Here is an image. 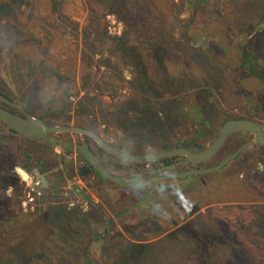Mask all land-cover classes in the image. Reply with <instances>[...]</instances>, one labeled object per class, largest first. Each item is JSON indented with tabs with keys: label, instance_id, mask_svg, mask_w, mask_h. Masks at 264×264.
Masks as SVG:
<instances>
[{
	"label": "rangeland",
	"instance_id": "374dc122",
	"mask_svg": "<svg viewBox=\"0 0 264 264\" xmlns=\"http://www.w3.org/2000/svg\"><path fill=\"white\" fill-rule=\"evenodd\" d=\"M250 1L264 4L174 0L180 16L158 39L166 48V87L156 83L161 97L147 95L160 120L148 126L133 118L132 99L143 95L136 68L112 52L115 38L136 40L128 16L105 13L93 0H0V93L37 112L50 110L69 123L92 125L107 142L132 153L190 141L200 129L191 106L202 105L209 133L202 132L197 143L206 148L226 117L264 122V79L257 83L249 77L242 83L241 89L251 91L250 99L229 69L230 45L238 39L231 36L252 17L255 3ZM16 54L22 57L20 70ZM179 107L185 113L176 111ZM0 128V177L9 173L16 179L0 188V195L32 218L31 198L39 199L29 193V183L15 166L23 161V148L44 143L10 133L1 123ZM252 138L246 131L232 134L210 162L216 165ZM103 153L110 172L123 180L135 182L130 178L144 169L103 150L101 157ZM181 164L159 175L189 167ZM102 176L75 178L88 200L77 196L74 208L68 209L69 200L43 202L53 225L69 229L24 243L29 254L39 252L35 264H207L200 243L207 234L218 237L213 264H230L236 256L249 264L264 263V145H251L224 167L204 174V180L198 174L172 178L153 182L147 192ZM135 245L146 248L138 253ZM4 258L16 262L11 255Z\"/></svg>",
	"mask_w": 264,
	"mask_h": 264
},
{
	"label": "trees",
	"instance_id": "16d2710c",
	"mask_svg": "<svg viewBox=\"0 0 264 264\" xmlns=\"http://www.w3.org/2000/svg\"><path fill=\"white\" fill-rule=\"evenodd\" d=\"M93 1H96L97 5H99L105 13L116 12L119 16H128L130 19L129 27L134 33L136 40L130 42L128 37H117L115 38V45L112 52L120 60L128 62L131 66L136 68V72H134L136 76L138 75L139 83L143 88V95L139 98L132 99L136 107V115H134L133 118L137 119L141 124H148L149 126L151 123L155 125V120H160V117L151 99L147 97V95L152 94V96L161 97L160 93H158V88H156V83H159L164 88L166 87L164 82L165 77L162 76V68L164 67V60L166 59V48L159 42L161 40L158 41V39L163 37L168 31L167 28L171 25V19L175 21L178 16H180L181 11L178 8L180 4L174 2V0ZM252 2L254 1H250L249 3ZM254 3V6H251L253 10L252 17L249 18L246 25L241 27L240 31L235 33L233 37L231 36V38L237 37L238 39L234 44L230 45L232 61H229L231 64L229 69L232 71L234 70L237 81L236 84L240 87L242 93L250 99L253 97L251 91L248 92V90L244 88L241 89L242 83L249 77H251L252 80H256L257 83L260 82L261 78L264 79V4L260 6L256 1ZM140 44H143L146 48H140ZM20 59L15 58L16 61L21 62ZM191 107V113L195 114L198 116V119H200L198 121L200 129L196 131L197 133L190 141L177 143L175 146L164 145L163 150L179 146L196 147L198 140L202 137V132L205 131L206 135L209 133L207 125L209 123L202 120L207 119L203 112L202 105L192 104ZM169 108L171 107L169 106ZM176 111L185 113L180 107L176 109ZM229 119L232 118L226 117L222 124ZM158 120L157 122H159ZM134 124L132 123L131 125L133 126ZM118 148L123 149L121 146H118ZM181 163L191 164L185 157L179 156L150 163H138L144 169H142L139 177L130 179L135 182L146 181L152 176L170 171L175 164L183 165ZM147 165L152 166V168H146ZM205 165L210 167L213 166L210 161ZM97 173L102 176L101 173ZM14 180H16L14 176L10 177L9 173H6L4 177H0V188H4L9 185V183L16 184ZM29 216L30 215L23 213L17 207L15 201L0 195V264H12V260H10L12 257L9 258V260L4 258L8 257V255L9 257L10 255L14 256L16 261L15 264H35V261L40 257L38 254L39 252L37 253V250H31L29 254L28 247L24 246V243H28V241H30V243H37L43 236L60 234V231L62 233V231L69 229L67 225L62 229L55 227L46 214H36L32 218H29ZM221 227L225 229V226ZM224 232L231 234L228 230H224ZM242 233L249 235L247 231ZM233 234L235 233H232V235ZM217 238L216 235L207 234L204 239H201L202 241L200 240L202 245V260L206 258L207 264H213V259L217 256ZM232 240H237V237H232ZM45 241L46 239H44V242ZM135 246L137 247L135 252L138 253H142L146 248V245ZM230 264L249 263L241 259L240 256H236L232 258Z\"/></svg>",
	"mask_w": 264,
	"mask_h": 264
},
{
	"label": "flooded vegetation",
	"instance_id": "af4514ba",
	"mask_svg": "<svg viewBox=\"0 0 264 264\" xmlns=\"http://www.w3.org/2000/svg\"><path fill=\"white\" fill-rule=\"evenodd\" d=\"M17 58H20L19 54H16V59ZM15 62L18 64V68L20 70L21 65L23 64L19 61ZM18 87H22V85H19ZM0 106L24 117L25 119L28 118L25 113L27 112L31 114L34 119H38L48 124L80 126L99 134L92 125L83 123L76 125L69 123L68 119H62L61 116L59 117L58 114H54L50 110L46 112H37L35 108H32V106L25 103V101L19 98L17 99L16 97L5 95L3 93H0ZM0 123L5 125L10 133L27 139L39 140L44 143V145L41 147L36 146L34 148H30V146H28L23 148L21 153L23 155V161L20 165H17L21 166L30 175L29 179L24 180L25 182L29 183V193L32 192L35 197L39 199V201L36 202L35 198H31V201L34 204L32 207L34 208L28 210H30V214L32 216L37 214L36 210L38 207V213L40 212V215L46 214L43 202L56 201L59 203L60 201L65 202L66 200H69L68 209H71L75 207V203L72 201L75 200L77 196L81 195L84 197V199L88 200L86 193H83L82 187L79 186L75 180L77 176L85 179L98 172L93 164L88 160V158L79 153L85 142L88 153L95 160H97L104 167V169H108L107 164L109 162L106 159V153H103L102 157L100 156L103 149L95 141V139L89 135H82L76 132H60L47 134L44 137H28L8 126L2 120H0ZM99 135L101 136V134ZM2 140L3 139L0 138V142H3ZM201 148H197V150ZM206 163L189 164V167L183 170L185 171L192 168L210 167L206 166ZM17 166H15V170ZM187 166L188 165L186 164L184 167ZM36 169H38L39 172L44 175L46 183L42 178H38V175L35 171ZM16 173H18L17 170ZM206 173L207 172L197 174L202 175L201 180H204L203 175ZM18 174L20 175V173ZM9 176L11 177L12 175ZM67 183H69V186H67ZM87 186L88 188H91L92 184L88 183ZM147 188L148 187L142 191L147 192ZM122 212H120L118 215H120ZM111 223L112 221L110 220L109 224Z\"/></svg>",
	"mask_w": 264,
	"mask_h": 264
},
{
	"label": "water",
	"instance_id": "95a60500",
	"mask_svg": "<svg viewBox=\"0 0 264 264\" xmlns=\"http://www.w3.org/2000/svg\"><path fill=\"white\" fill-rule=\"evenodd\" d=\"M28 116L27 119L24 117L15 114L6 108L0 106V120H2L5 124L12 127L16 131L28 137H44L47 134L51 133H60V132H76L82 135L86 134L91 136L95 141L100 145V147L120 158L122 160L133 162V163H150L158 160L173 158V157H185L191 164H202L211 161L214 157H216L219 151L223 148V145L227 142L228 138L237 132L246 131L253 135V138L239 147L237 150L229 154L227 157L222 159L216 165H213L208 168H192L185 171L169 173L164 175H155L147 179L143 182H130L128 180H123L120 177L114 175L107 169L95 160L87 151L86 142L79 152L83 156H86L88 160L93 164L98 172H100L104 178L112 181L118 185H122L125 187L138 188L141 190H145L153 182H159L163 180H168L172 178H181L185 176H189L197 173L211 172L218 170L224 167L228 162H230L233 158L238 156L245 149L250 147L253 144L264 145V122L258 121L252 118H232L225 123L220 130L218 136L206 147L201 148L200 145L196 144V147L189 146H179L174 147L167 150L148 152V153H132L125 150H122L115 145L107 142L105 138L100 136L99 134L88 130L86 128H82L80 126L74 125H56V124H48L38 119H34V117L25 112ZM197 148H201L197 150ZM16 170L23 179H29L30 175L26 170H24L21 166H17ZM38 178L44 179V175L39 172L38 169L35 170ZM46 183V180H45Z\"/></svg>",
	"mask_w": 264,
	"mask_h": 264
}]
</instances>
